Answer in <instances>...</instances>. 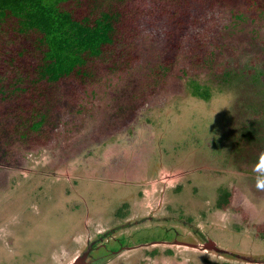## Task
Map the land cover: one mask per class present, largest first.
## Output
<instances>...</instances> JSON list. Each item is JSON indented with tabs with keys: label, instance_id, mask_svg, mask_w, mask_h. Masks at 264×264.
<instances>
[{
	"label": "rangeland",
	"instance_id": "374dc122",
	"mask_svg": "<svg viewBox=\"0 0 264 264\" xmlns=\"http://www.w3.org/2000/svg\"><path fill=\"white\" fill-rule=\"evenodd\" d=\"M224 33L184 77L144 40L70 139L0 152V264H264V12Z\"/></svg>",
	"mask_w": 264,
	"mask_h": 264
},
{
	"label": "trees",
	"instance_id": "16d2710c",
	"mask_svg": "<svg viewBox=\"0 0 264 264\" xmlns=\"http://www.w3.org/2000/svg\"><path fill=\"white\" fill-rule=\"evenodd\" d=\"M239 3L264 12V0H0V152L70 139L96 92L129 81L146 39L183 77L195 71L226 45ZM232 201L221 190L217 206Z\"/></svg>",
	"mask_w": 264,
	"mask_h": 264
},
{
	"label": "flooded vegetation",
	"instance_id": "af4514ba",
	"mask_svg": "<svg viewBox=\"0 0 264 264\" xmlns=\"http://www.w3.org/2000/svg\"><path fill=\"white\" fill-rule=\"evenodd\" d=\"M260 224H262V223H260ZM261 237H263L262 235H260ZM264 238V237H263ZM208 246H209V248L211 249V250H214L217 254H219V255H224V256H228V257H234V258H237L238 256H235V255H233L230 251H226V250H223V249H221V248H218V247H216L215 246V244L213 243V242H208V244H207ZM91 253V252H90ZM151 253H154V252H151Z\"/></svg>",
	"mask_w": 264,
	"mask_h": 264
},
{
	"label": "clouds",
	"instance_id": "9594fccd",
	"mask_svg": "<svg viewBox=\"0 0 264 264\" xmlns=\"http://www.w3.org/2000/svg\"><path fill=\"white\" fill-rule=\"evenodd\" d=\"M257 187L260 189H264V180H259L257 181Z\"/></svg>",
	"mask_w": 264,
	"mask_h": 264
}]
</instances>
